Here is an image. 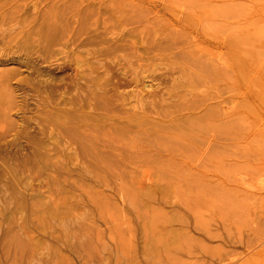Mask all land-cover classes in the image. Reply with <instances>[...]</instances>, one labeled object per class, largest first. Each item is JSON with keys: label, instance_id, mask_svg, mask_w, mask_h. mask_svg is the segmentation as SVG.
<instances>
[{"label": "rangeland", "instance_id": "1", "mask_svg": "<svg viewBox=\"0 0 264 264\" xmlns=\"http://www.w3.org/2000/svg\"><path fill=\"white\" fill-rule=\"evenodd\" d=\"M0 264H264V0H0Z\"/></svg>", "mask_w": 264, "mask_h": 264}, {"label": "bare ground", "instance_id": "2", "mask_svg": "<svg viewBox=\"0 0 264 264\" xmlns=\"http://www.w3.org/2000/svg\"><path fill=\"white\" fill-rule=\"evenodd\" d=\"M33 6L35 7V5H33ZM187 7H189V6H187ZM48 30H50V29L49 28L46 29L47 33H45L43 38L40 39V42L37 43V46H39L40 43L44 44V45H41V47H43V48H51V47H54V46L58 45L60 47V49H61V50L59 49V53L61 55H63L64 58L67 57L66 51L62 50V48H67L69 46L71 48L72 47V43H73L72 42V38L68 37V38L65 39L64 36L61 34V32L60 33L59 32L58 33H49ZM84 40L80 41L81 44H82V42ZM32 48L34 49V47H32ZM40 55H42V54H40ZM70 57H71V55H70ZM65 60L66 59H62V62H58L57 67L63 69L65 67H67V66H71V70H72V63H71L72 60H70V61H65ZM55 61H59V60L55 59ZM80 64H81L80 62H76V65L80 66ZM73 72L78 74L77 69L75 67H73ZM76 79H78V78H76ZM78 80H80V79H78ZM67 82H68V84H67ZM73 82L75 83V85L78 84L77 80H75ZM51 83L52 82H50V83L47 82V83L43 84V86L46 89L44 91L48 92V95L52 94V95L47 96L46 98L48 100H50L48 102V104H49L48 106L53 110V113L56 114L57 116H59L58 117V121L59 122L56 125V124H53V123L48 121V125H46L47 127L45 128V130L43 128H40V134L39 135L42 136L43 134H46V136H48L47 140H49V135L52 132L55 131L57 134H59V136H61L63 138V141L67 145V148H69V150H73L72 147H71L72 146V141L69 140L70 138L68 136V132L72 130V122H70V123L66 122V117H68L70 115V113L65 114V113H62L64 111L60 110L63 107L67 108V106H69L70 109L72 110V76L69 77L68 81H66V80L58 81V82L57 81H53V83L52 84ZM62 84H67V85L64 86ZM65 110H68V108L65 109ZM3 130H6V128H3ZM1 134H3L4 136L11 135L10 133H7L6 131H3ZM48 145L49 144H46V143H44V141L40 140V141H37V142H35V141L28 142L27 147H28L29 150H31L33 153H35L36 150L45 149V147L48 146Z\"/></svg>", "mask_w": 264, "mask_h": 264}]
</instances>
